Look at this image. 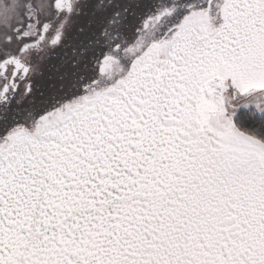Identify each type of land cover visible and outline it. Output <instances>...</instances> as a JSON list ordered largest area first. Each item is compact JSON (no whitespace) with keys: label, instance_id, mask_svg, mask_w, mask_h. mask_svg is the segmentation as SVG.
I'll use <instances>...</instances> for the list:
<instances>
[{"label":"snow or ice","instance_id":"snow-or-ice-1","mask_svg":"<svg viewBox=\"0 0 264 264\" xmlns=\"http://www.w3.org/2000/svg\"><path fill=\"white\" fill-rule=\"evenodd\" d=\"M0 264H264V0H0Z\"/></svg>","mask_w":264,"mask_h":264},{"label":"flooded vegetation","instance_id":"flooded-vegetation-1","mask_svg":"<svg viewBox=\"0 0 264 264\" xmlns=\"http://www.w3.org/2000/svg\"><path fill=\"white\" fill-rule=\"evenodd\" d=\"M67 55L70 57L71 56V52L68 51ZM59 61H53V65H58ZM47 75H50L53 77V80L55 79L56 75H57V71H56V67L55 66H50L49 69L47 70Z\"/></svg>","mask_w":264,"mask_h":264}]
</instances>
